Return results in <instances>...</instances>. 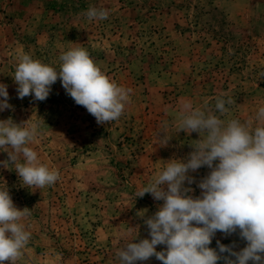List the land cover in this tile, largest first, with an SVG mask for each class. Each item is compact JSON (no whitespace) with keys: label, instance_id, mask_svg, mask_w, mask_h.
I'll return each mask as SVG.
<instances>
[{"label":"rangeland","instance_id":"obj_1","mask_svg":"<svg viewBox=\"0 0 264 264\" xmlns=\"http://www.w3.org/2000/svg\"><path fill=\"white\" fill-rule=\"evenodd\" d=\"M90 6L106 8L108 18L89 21ZM74 47L131 89L118 120L97 124L59 79L45 101L17 97L13 78L21 54L59 69V57ZM0 83L8 85L12 106L0 111V120L38 124L28 146L60 174L52 186L27 188L14 165L0 166V188L6 184L14 205L31 213L20 221L31 238L15 264H120L124 244L150 239L143 221L162 204L147 193L136 197L138 191L167 160L186 158L199 139L177 131L182 104L219 116L216 99L231 98L221 119L258 125L264 0H0ZM161 131L171 138L166 146ZM7 158L0 149V161ZM209 171L192 175L198 182ZM190 187L200 195L196 183ZM216 240L235 241L236 251L246 244L237 234L217 232L210 247ZM136 264L162 262L152 257Z\"/></svg>","mask_w":264,"mask_h":264},{"label":"clouds","instance_id":"obj_2","mask_svg":"<svg viewBox=\"0 0 264 264\" xmlns=\"http://www.w3.org/2000/svg\"><path fill=\"white\" fill-rule=\"evenodd\" d=\"M84 15L89 21L105 20L109 12L90 6ZM59 59L56 69L21 54L13 78L17 97L45 101L59 79L66 94L86 108L97 124L123 115L131 89L111 80L85 48L74 47ZM7 88L0 83V111L12 107ZM232 103L231 98L218 97L215 110L219 116L194 108L191 101L182 104L177 131L197 133L199 139L186 158L167 160L166 167L138 191L136 197L147 193L162 204L143 221L150 239L124 244L117 252L120 264L152 257L162 264H264V106L259 107L255 117L259 123L253 127L238 119H221L228 112L226 104ZM22 124L0 120V149L8 157L0 166L8 169L14 165L27 188L52 186L60 178L59 170L42 164L38 153L28 146L39 125ZM157 137L161 146L171 139L163 131ZM202 167L210 171L197 182L192 173ZM193 183L201 190L199 196L192 195ZM30 214V209L14 205L6 184L0 188V264H15L22 255L31 233L20 221ZM217 232L225 237L237 234L246 244L236 251L235 241L225 245L216 240V248H212ZM160 245L164 247L157 251Z\"/></svg>","mask_w":264,"mask_h":264}]
</instances>
